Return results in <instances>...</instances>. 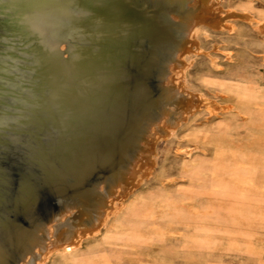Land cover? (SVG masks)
<instances>
[{
  "label": "bare ground",
  "instance_id": "6f19581e",
  "mask_svg": "<svg viewBox=\"0 0 264 264\" xmlns=\"http://www.w3.org/2000/svg\"><path fill=\"white\" fill-rule=\"evenodd\" d=\"M219 2L0 0V264H48L64 249L65 264H117L108 247L158 252L182 229L215 243L224 201L238 220L237 201L264 188V153L248 151L264 150V84L240 75L213 80L220 97L196 93L187 61L195 24L234 27ZM229 6L264 33V11ZM200 101L219 122L209 153L186 150L200 159L182 170L187 186L116 202L155 151L152 133H171ZM248 129L259 143L242 141Z\"/></svg>",
  "mask_w": 264,
  "mask_h": 264
},
{
  "label": "rangeland",
  "instance_id": "374dc122",
  "mask_svg": "<svg viewBox=\"0 0 264 264\" xmlns=\"http://www.w3.org/2000/svg\"><path fill=\"white\" fill-rule=\"evenodd\" d=\"M219 1V4L215 3L213 8L219 10V14L227 18L228 23L234 26L233 30L220 29L207 22L196 23L192 33L196 34L198 43L190 44L191 50L187 53L188 63L191 60L188 75L197 86L196 93L209 98L221 96L213 84L215 79L231 80L240 75H251L264 84V33L258 31L255 23H249L241 17L233 18L229 14L233 10L229 3L248 5L264 11V0ZM206 17L203 15L201 18ZM212 59L217 62L215 66L211 63ZM209 72L223 76L207 75L206 73ZM205 106L204 102H195L186 111L184 117L178 119V125L171 133L165 134L160 129L152 133L153 136H157L155 151L151 157H143L138 166L139 173L135 182L126 187L124 192L121 191L118 194L116 202L124 197L128 201L133 199L135 201L162 185L169 186L168 191L187 186L186 179L182 177V170L193 160L195 163L200 159L198 157L192 161L187 160L186 150L192 149L190 155L194 156L204 151L209 153V147L213 149L214 145V141L208 140V137L214 125L219 122L218 118L214 120V117L218 115L209 114ZM248 131H242V141L253 140L259 143L260 133L254 130ZM195 141L199 145L210 142L207 144L208 147L203 149L195 147ZM248 151L256 155L264 153L259 144ZM255 191L251 194L246 192L245 196L250 194L249 197L237 201L235 207L242 210L238 220L229 215L226 208V205H234L227 201L222 202L219 214L220 233L213 244L197 243L192 232L182 229L172 234L169 240L161 245L158 252H154L145 243L132 247L127 244L126 246H115L114 244L108 247L111 248L109 252L116 255L119 260L117 264H264V188ZM207 212L210 218L214 217L211 210ZM85 237L86 235H82V238ZM84 249L90 254L89 246H85ZM69 253L68 249L55 251L50 255L48 264H52L53 261L65 264ZM94 264H102V262L96 260Z\"/></svg>",
  "mask_w": 264,
  "mask_h": 264
}]
</instances>
